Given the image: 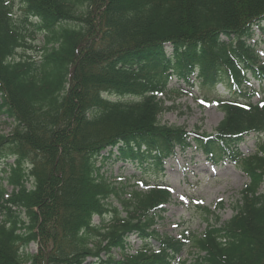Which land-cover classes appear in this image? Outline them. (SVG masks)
<instances>
[{
	"label": "trees",
	"instance_id": "trees-1",
	"mask_svg": "<svg viewBox=\"0 0 264 264\" xmlns=\"http://www.w3.org/2000/svg\"><path fill=\"white\" fill-rule=\"evenodd\" d=\"M18 11L0 0V117L14 123L0 130V264H38L31 243L51 245L45 264H264V143L250 156L238 149L264 133V99L252 103L248 88L254 79L264 93V62L248 42L264 30V0H20ZM193 77L236 96L220 101L212 133L160 120L169 82ZM192 147L249 180L230 219L204 207L201 233H160L170 191L102 171L114 157L161 175ZM133 235L141 247L131 253ZM186 250L195 255L179 260Z\"/></svg>",
	"mask_w": 264,
	"mask_h": 264
},
{
	"label": "rangeland",
	"instance_id": "rangeland-1",
	"mask_svg": "<svg viewBox=\"0 0 264 264\" xmlns=\"http://www.w3.org/2000/svg\"><path fill=\"white\" fill-rule=\"evenodd\" d=\"M19 3L20 0H14L17 14H19ZM101 3L103 4V2ZM101 3L98 7L102 5ZM102 9H94L91 22L95 25L99 22V12ZM93 30L96 31L97 28L95 27ZM35 41L37 45H40L42 36H37ZM248 42L255 45L264 61V31L255 28L254 34ZM251 88L259 90L256 82H252ZM227 89V86L219 85L216 90H212L201 87L198 82L189 86L182 81L172 79L169 83V90L164 95L161 94L164 104L169 109L160 116V120L168 125L185 127L188 131L199 128L201 132L212 133L223 119L224 113L209 100L228 98L230 91ZM262 96L264 97L261 93L256 94L253 97L254 103H257ZM205 98L209 100L205 101ZM0 119L2 122L1 132L10 133L14 128L13 121L4 116H1ZM261 142L264 143V134L252 133L240 143L239 149L243 155H251L255 153L257 145ZM59 161L60 167L63 162L61 159ZM165 163L166 173L158 176L149 171L150 168L143 171L131 162L123 163L114 158L104 165L102 171L113 182L122 183L127 187L137 185V180L140 183H148V185H137L142 188H149L150 183L157 182L169 185L172 192L171 201L164 206L165 212L155 226L162 234L178 237L184 230L194 233L203 232L207 227V222L204 219V207H208L214 215L217 214L221 221L231 218L234 206L239 200L240 191L248 182V178L241 170L228 162H224L218 167H212L206 162L202 153L195 148L189 149L185 154L178 153L175 158L171 157ZM53 167L59 171L56 164ZM8 191H11V187H8ZM94 222H98V217H94ZM151 244L157 247L156 241H152ZM129 246L128 250L134 252L141 246V243L135 236H132L129 239ZM47 247L50 248L51 245L47 244ZM45 248L46 245L31 243L26 250L28 253L36 255L38 264H45L44 252H48V248ZM115 254L116 259H119L120 256ZM194 255V251L191 254L190 250H186L178 259H192Z\"/></svg>",
	"mask_w": 264,
	"mask_h": 264
}]
</instances>
